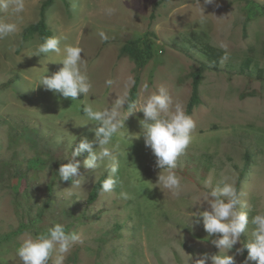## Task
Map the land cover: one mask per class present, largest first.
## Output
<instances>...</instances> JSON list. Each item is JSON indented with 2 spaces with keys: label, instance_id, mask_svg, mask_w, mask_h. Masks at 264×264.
<instances>
[{
  "label": "rangeland",
  "instance_id": "374dc122",
  "mask_svg": "<svg viewBox=\"0 0 264 264\" xmlns=\"http://www.w3.org/2000/svg\"><path fill=\"white\" fill-rule=\"evenodd\" d=\"M44 1L25 0L19 16L0 13L20 28L0 41V85L15 78L9 88L0 89V264H20L16 250L25 236L45 234L56 223L80 237L65 264H196L200 255H218L211 243L216 236L208 237L202 223L189 226V214L203 203L205 193L227 180L235 184L238 207L249 221L264 213V80L256 79L264 69V0H215L210 5L199 0L215 16L182 23L184 30L170 25V18L177 19L176 11L185 5L195 15L196 0H167L155 9L150 26L143 8L157 0H65L68 10L63 0H56L47 11L48 26L53 36L62 38L61 48L67 44L83 49L93 85L77 101L36 88L47 69L51 75L62 67V54L32 56L41 44L37 36L21 46L22 30L39 20ZM108 7L116 8L115 14L107 15ZM101 30L109 37L106 42L98 35ZM148 30L156 32L154 57L142 71L136 102L158 94L163 86L186 112L190 73L201 63L208 67L200 86L201 104L189 115L196 122L192 142L175 169L180 195L156 184L161 170L143 137L132 144L126 139L141 133L143 113L136 112L125 121L123 135L112 140L119 145L120 161L114 190L88 205L94 184L108 172L103 166L84 169L88 154L83 152L76 160L85 178L79 187H71V181H60L58 164L71 158L70 144L75 150L81 139L94 138L95 122L84 116V106L101 110L129 94L135 65L119 56L120 48ZM191 33L225 51L217 70L199 52ZM246 59L251 64L244 71ZM253 227L249 223L229 255L251 240ZM245 251L235 255V264H241Z\"/></svg>",
  "mask_w": 264,
  "mask_h": 264
},
{
  "label": "clouds",
  "instance_id": "9594fccd",
  "mask_svg": "<svg viewBox=\"0 0 264 264\" xmlns=\"http://www.w3.org/2000/svg\"><path fill=\"white\" fill-rule=\"evenodd\" d=\"M214 3L215 0H204L205 5ZM196 6L200 8L203 20L207 15L199 0H196ZM24 11L25 0H0V13L19 16ZM116 11L114 7L105 9L109 16ZM19 31L17 22H8L0 17V41ZM98 35L102 41L109 39L102 30ZM61 39L57 36L47 37L33 53L32 56L37 57L49 53L62 54L59 63L62 67L51 75H48L47 69V73L39 77L36 88L43 87L55 95L77 101L79 97L88 95L93 87L86 72L87 61L81 56V47L66 44L61 48ZM106 84L110 86L112 81H106ZM144 87L147 90L148 86ZM136 112L143 113V119L139 121L141 133L138 137L128 135L126 139L132 144L133 140L143 137L145 147L156 157V167L161 170L156 184L172 195L179 196L181 178L175 172L177 160L192 142L196 122L186 114L181 104H174L168 89L163 86L159 88L158 94H150L142 102L130 101L125 93L116 98L111 107L94 110L91 105L84 106V116L88 121L95 122V127L91 129L94 138L81 139L75 150L70 144L71 158L66 164H61L57 172L60 181H71V187L81 185L85 176L80 173L81 164L76 157L87 152L83 168L95 171L103 166L109 175L101 184V192H112L120 168L117 153L119 145H112V140L118 133L123 135L120 130L125 127V121ZM202 200L203 203L193 207L195 211L190 212L189 226L202 223L208 237L216 236L211 243L219 249V254L200 255L196 264H235V255L242 254L244 249L248 252L247 260L264 264V213L256 214L249 221L248 213L238 207L240 199L235 184L227 180H222L219 186L205 193ZM205 204L207 207L201 210ZM249 223L254 226L251 240L237 248L234 255H229L234 246L241 243V236ZM79 240V235L66 232L62 224L56 223L45 234L35 237L27 234L17 248L16 255L20 264H49V261L51 264H65L67 254Z\"/></svg>",
  "mask_w": 264,
  "mask_h": 264
},
{
  "label": "trees",
  "instance_id": "16d2710c",
  "mask_svg": "<svg viewBox=\"0 0 264 264\" xmlns=\"http://www.w3.org/2000/svg\"><path fill=\"white\" fill-rule=\"evenodd\" d=\"M55 1L56 0H45L42 3L39 10V20L35 23L26 26L21 32V46L29 42L34 36H37L41 41V43H43L45 38L53 36V33L47 23V11L49 8H51L54 5ZM166 1L167 0H157L154 3V11L150 16L151 23L156 19L155 9L160 4ZM63 2L68 10L69 8L68 3L65 0H63ZM244 30H246V27H244ZM190 35L193 39L198 41L199 52L205 57L207 62H209L212 65V67L215 70H217L219 68L220 62L225 57V51H223L220 48H216L212 46L209 42H207L205 39H202L199 35L195 33H191ZM153 39H156V34L148 30L143 35L138 36L133 40H129L120 48L119 56L120 57L127 56L135 65L134 81L128 94V98L130 101L136 102L138 97V90H139L142 71L145 68V66L148 64V62L152 60L154 57ZM250 64H251V59H246L242 65L243 70L244 71L248 70ZM207 68L208 67L206 64L201 63L198 67H195L190 73L192 79V83H191L192 90H191V96L189 98L186 107L187 115H190L193 109L201 104L200 86L203 82L204 73L206 72ZM256 79L264 80V69H259V71L257 72ZM14 81L15 78H10L7 82L0 85V89L9 88ZM60 165L61 164H58V169ZM106 178L108 177L104 175L94 184L87 198L88 205H91L98 200V198L102 194L101 184L103 180H105ZM24 228L25 226L20 227V229H18L17 232L23 231ZM1 242L2 239H0V244ZM241 264H248L246 251L243 254Z\"/></svg>",
  "mask_w": 264,
  "mask_h": 264
},
{
  "label": "crops",
  "instance_id": "0c3cea01",
  "mask_svg": "<svg viewBox=\"0 0 264 264\" xmlns=\"http://www.w3.org/2000/svg\"><path fill=\"white\" fill-rule=\"evenodd\" d=\"M155 1V0H154ZM148 2H153V0H150V1H148ZM156 2V1H155ZM154 2V3H155ZM154 3H152V4H148L146 7H142L145 11H147V13H148V17H149V23L147 22V25H149L151 22H150V16H151V14H152V12H153V10H154ZM187 5H185V6H182L181 8H179L177 11H176V13H175V15H177V19H173V17H171L170 19V25H172L173 27H178V30H184V29H186V26H182V27H180V25H182V23H186V24H188V23H190V22H192L193 20H195V19H202V16H203V14H202V12H201V10H200V8L199 7H197L196 6V8H198V10H199V12H197V13H195V15H192V14H188V10H187V7H186ZM201 6H203V8H204V12H205V15H207V16H205V17H203L204 19H208L209 17H210V15H211V17H213V16H215V14L213 13H209V12H207L206 10H205V6L204 5H201ZM139 8V7H138ZM136 10H139L140 11V9H136ZM174 13H171V16H173V14ZM148 17H147V19H148ZM178 17H180V19H178ZM210 19V18H209ZM156 20V19H155ZM155 20L153 21V23L155 22ZM176 20H178L177 22H176ZM152 23V24H153ZM186 24H183V25H186ZM150 26V25H149ZM148 27V26H147ZM140 28V27H139ZM138 28V29H139ZM177 29V28H176ZM152 32H154L155 34H156V32L154 31V30H151ZM147 32V31H146ZM145 32V33H146Z\"/></svg>",
  "mask_w": 264,
  "mask_h": 264
}]
</instances>
